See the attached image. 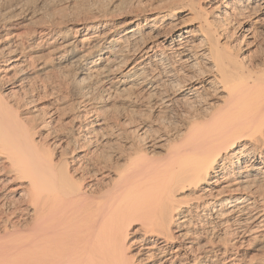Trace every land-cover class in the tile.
Returning <instances> with one entry per match:
<instances>
[{"label":"bare ground","instance_id":"obj_1","mask_svg":"<svg viewBox=\"0 0 264 264\" xmlns=\"http://www.w3.org/2000/svg\"><path fill=\"white\" fill-rule=\"evenodd\" d=\"M25 3L0 0V264H264V0Z\"/></svg>","mask_w":264,"mask_h":264},{"label":"rangeland","instance_id":"obj_2","mask_svg":"<svg viewBox=\"0 0 264 264\" xmlns=\"http://www.w3.org/2000/svg\"><path fill=\"white\" fill-rule=\"evenodd\" d=\"M31 1V2H30ZM33 1H35V2H33ZM43 1L44 0H24V3L26 2H29L28 4H29V6H30V9H31V11H33V12H36V14L38 15L37 16V19L36 20H40L41 18H45L44 16L47 14L45 11L47 10V8H48V4L47 3H49V8H50V6H52L50 9L48 8V12L50 11V10H52L53 11V6H54V8H56V9H54V12H60V5H58V3H60L61 2V0H60V2L58 1V0H56V3H57V1H58V3L56 4L57 5V7L55 6V4L53 3V1H51V0H46V6H45V3H43ZM54 2H55V0H54ZM66 2V1H65ZM25 3V4H26ZM37 5V6H35V4ZM52 3H53V5H52ZM31 4H33V6L31 5ZM44 4V5H43ZM62 4V3H61ZM220 4V5H219ZM27 5V4H26ZM64 5H66V4H64ZM223 5H224V1H223V3L222 2H217L216 3V6L218 7V8H220V10H222V7H223ZM28 5H27V7H29ZM221 6V7H220ZM35 10H32V8ZM38 7V8H37ZM46 8V9H43V8ZM41 9V12L39 11ZM56 10V11H55ZM37 11H39L38 13H37ZM45 12V13H43V12ZM51 11V12H52ZM57 12H56V14L54 15V17L55 18H61L60 16H58V14H57ZM41 13H43V14H41ZM53 13V12H52ZM61 13V12H60ZM59 13V15H61ZM45 14V15H44ZM41 16H43V17H41ZM56 16H58V17H56ZM62 16V15H61ZM54 17H53V19H54ZM182 17V16H181ZM38 18H40V19H38ZM50 19V18H49ZM49 19H47L46 18V20L45 19H43L45 22L47 21V20H49ZM36 20L34 21L35 23H36ZM51 21H52V19H50ZM49 20V21H50ZM56 19H54V21H55ZM44 21H42V20H40V23L41 24H39V21L37 22L39 25H42V22H43V25H44ZM49 21H47V22H49ZM28 22V23H27ZM30 22H32V21H30ZM30 22L29 21H26L25 22V25L26 26H24V29H26V30H28V29H31V27H32V29L34 28V25H38L37 23L35 24V23H33L32 22V24H30ZM46 22V23H47ZM56 22V21H55ZM45 23V25H48V24H51V23H48V24H46ZM30 24V25H29ZM34 24V25H33ZM24 25V24H23ZM29 27V28H28ZM28 28V29H27ZM192 29V28H191ZM236 30H238V31H235V34H237L236 36H238L239 35V37H241V35H242V33H241V31L237 28ZM246 39H248V40H250V39H252V35H249V37L247 38L246 37ZM168 122H170L172 125V127H167V125H166V123L165 124H160V122H158L157 123V125L159 126V128H162L161 130V132H162V134L163 135H165V133H166V135L170 138V139H173L174 140V138L176 139V137H177V129L178 130H180L182 127H180L178 124H176L177 122H176V118L174 117V115H169L168 116ZM162 122V121H161ZM163 125V127H161ZM166 125V128H168L169 129V131L170 132H168V130L167 129H165V126ZM177 125V126H176ZM174 127H176V128H174ZM174 128V129H173ZM165 131H164V130ZM171 129V130H170ZM176 129V130H175ZM173 130V131H172ZM172 131V132H171ZM201 188V189H200ZM208 190H210V188L209 187H205V186H202V187H199V188H197V189H189V190H187V191H185L184 193H182V194H180L177 198H178V200H177V204H181L182 206H183V211H185L186 213H184V216H186V218H187V216H188V218L187 219H189L190 218V222H191V224L194 226V227H198V226H200V227H207L209 224V222H210V220H209V214H211L212 213V211L210 212V211H205V209H199V210H196V208L195 207H198L199 205H201L203 202H201V200L200 201H198L199 200V197H202V195H207L208 194ZM207 192V193H206ZM208 198V197H207ZM216 208V209H215ZM215 208H214V211H217V210H219L220 209V202H217L216 204H215ZM211 209V208H210ZM189 210H191V212L189 211ZM190 212V213H189ZM203 212V213H202ZM197 215V216H196ZM190 216V217H189ZM207 216V217H206ZM211 219V218H210ZM192 221L194 222V224L192 223ZM195 223L197 224V225H195ZM202 223V224H201ZM249 252H250V254L249 255H251L252 253V255H254V254H256V258L258 259V261H259V259H260V256H261V254H259V253H256L255 251H252V250H249ZM248 252V253H249ZM260 256H259V255ZM261 259H263V258H261Z\"/></svg>","mask_w":264,"mask_h":264}]
</instances>
